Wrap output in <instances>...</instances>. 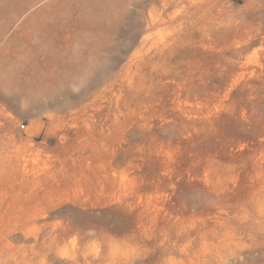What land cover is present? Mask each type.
Masks as SVG:
<instances>
[{
	"label": "rangeland",
	"instance_id": "obj_1",
	"mask_svg": "<svg viewBox=\"0 0 264 264\" xmlns=\"http://www.w3.org/2000/svg\"><path fill=\"white\" fill-rule=\"evenodd\" d=\"M0 264H264V0H0Z\"/></svg>",
	"mask_w": 264,
	"mask_h": 264
}]
</instances>
